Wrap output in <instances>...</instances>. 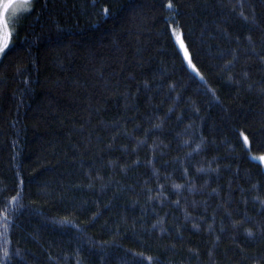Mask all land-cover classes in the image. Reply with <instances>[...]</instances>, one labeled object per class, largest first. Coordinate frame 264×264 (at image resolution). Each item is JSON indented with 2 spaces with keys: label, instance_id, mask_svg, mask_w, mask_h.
<instances>
[{
  "label": "trees",
  "instance_id": "16d2710c",
  "mask_svg": "<svg viewBox=\"0 0 264 264\" xmlns=\"http://www.w3.org/2000/svg\"><path fill=\"white\" fill-rule=\"evenodd\" d=\"M0 264H264V0H32Z\"/></svg>",
  "mask_w": 264,
  "mask_h": 264
},
{
  "label": "rangeland",
  "instance_id": "374dc122",
  "mask_svg": "<svg viewBox=\"0 0 264 264\" xmlns=\"http://www.w3.org/2000/svg\"><path fill=\"white\" fill-rule=\"evenodd\" d=\"M31 5L32 0L30 5H24L23 0H0V48H3V52H0V60L12 43L17 22L30 10ZM175 40L185 61L190 65L188 50L184 42L182 43L178 35L175 36Z\"/></svg>",
  "mask_w": 264,
  "mask_h": 264
},
{
  "label": "snow or ice",
  "instance_id": "6c2138e0",
  "mask_svg": "<svg viewBox=\"0 0 264 264\" xmlns=\"http://www.w3.org/2000/svg\"><path fill=\"white\" fill-rule=\"evenodd\" d=\"M31 0H23L24 5H30ZM0 52H3V48H0Z\"/></svg>",
  "mask_w": 264,
  "mask_h": 264
}]
</instances>
